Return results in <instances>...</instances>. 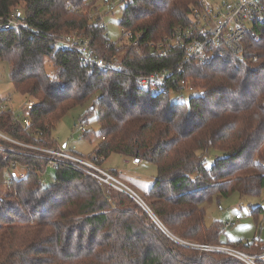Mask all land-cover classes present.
I'll return each mask as SVG.
<instances>
[{
	"label": "trees",
	"instance_id": "obj_1",
	"mask_svg": "<svg viewBox=\"0 0 264 264\" xmlns=\"http://www.w3.org/2000/svg\"><path fill=\"white\" fill-rule=\"evenodd\" d=\"M98 2L0 0V18L24 24L0 32V61L10 65L16 92L36 103L19 117L0 101V174L27 171L10 176V187L0 192V264H246L180 242L262 252L261 239L224 244L225 223L208 226L204 205L264 193V24L253 25L241 55L220 46L198 63L179 47L158 56L150 45L192 23L202 0H122L118 43L109 40L99 15L91 18ZM73 32L105 60L124 51L120 70L101 72L58 50L55 40ZM163 70L174 72L164 84L140 83ZM87 102L92 108L83 116L82 138L91 140L87 128L95 114L101 142L90 156L71 153L100 168L114 154L156 164L158 177L144 198L149 212L84 172L68 164L54 169L41 157V149H58L54 131L62 119ZM252 214L260 220L264 208Z\"/></svg>",
	"mask_w": 264,
	"mask_h": 264
},
{
	"label": "built area",
	"instance_id": "obj_2",
	"mask_svg": "<svg viewBox=\"0 0 264 264\" xmlns=\"http://www.w3.org/2000/svg\"><path fill=\"white\" fill-rule=\"evenodd\" d=\"M208 1L202 0V9L193 12L192 23L187 26L180 25L172 36L158 43H152L150 47L153 53L158 56H167L175 47H179L185 51L188 60L193 59L198 63L212 59L215 56L216 48L220 46H225L233 55H241L244 51V38L253 25L264 24V0H217L212 5ZM247 21L252 23L251 28L247 25ZM22 27L24 24L15 18H0V32L19 30ZM54 45L58 50L76 53L84 65L101 72L120 70L122 57L125 55L120 53L111 60L100 58L93 51L90 40L77 32L55 40ZM173 75V71L163 70L143 75L139 77V81L143 86H160L170 80ZM183 99L184 97L181 96L179 100ZM28 105L32 108L36 107L35 102H30ZM4 108V106H0V111L2 112ZM23 123L26 130L30 129L31 122L28 119H25ZM80 130L83 132L84 128L81 127ZM40 151L44 154L41 157L48 159L54 169L60 164H68L91 176L99 183L129 195L140 206L144 204L141 198L121 184L111 172L98 167L92 160L72 154L67 147H58L56 150L41 149ZM10 182V178H7L6 183L10 185ZM235 219L241 220L242 216L237 215ZM225 226L230 228L233 224L228 223ZM180 244L201 251L226 253L246 264H264V240L260 243L262 252L256 255H250L228 246L200 245L189 242H180Z\"/></svg>",
	"mask_w": 264,
	"mask_h": 264
},
{
	"label": "rangeland",
	"instance_id": "obj_3",
	"mask_svg": "<svg viewBox=\"0 0 264 264\" xmlns=\"http://www.w3.org/2000/svg\"><path fill=\"white\" fill-rule=\"evenodd\" d=\"M217 0H209V4H214ZM108 5L113 9L108 11ZM126 3L122 0H99L96 3L95 10L91 12V18L94 14L99 15L102 23L107 28L109 40L112 43H118L123 39V30L119 22L122 20ZM247 25L251 28L252 23L247 21ZM125 42H128L126 39ZM124 53L125 52H121ZM46 70L50 76H54L55 69L52 62L48 59L46 61ZM190 93H187V98ZM96 97H99L97 94ZM12 111L14 115L23 117L25 115V107L31 101L25 95L16 92L12 83L10 65L5 61H0V101ZM92 108V102H87L82 106L70 111L64 119L58 124L54 131V138L59 144V147L64 148L67 145L68 150H74L77 154L82 156H90L94 153L97 145L101 142L99 133L101 132V125L97 122V116L90 115L88 130L91 131L92 138H82L80 128L83 126V116ZM217 154L212 152L209 154L207 166H211ZM47 174L43 177L44 184H49L52 175V167H49ZM102 169L111 172V174L120 181L121 184L132 190L139 198L145 201V194L153 186L158 177V168L156 164L147 161H135L134 159L125 158L120 155L110 156L103 164ZM117 172L118 174H113ZM27 171L23 167H17L15 170L4 171L0 174V192L4 193L10 187L6 183L7 178L15 175L23 178ZM11 184V182H10ZM133 199V198H132ZM135 201V200H134ZM143 204V206H144ZM145 204V206H146ZM148 205V204H147ZM144 206V207H145ZM147 207V206H146ZM206 209V223L208 226L215 221H221L225 224L232 223L233 226L225 228L222 235V242L226 245L228 243L236 244L240 241L252 242L255 239L264 240V214L257 220L256 216L252 214L257 207L264 208V193L263 196L258 197H242L239 194H234L229 198L223 199L220 205L217 202L204 205ZM145 209V208H144ZM237 215L242 216V220L235 219ZM262 221V223H261Z\"/></svg>",
	"mask_w": 264,
	"mask_h": 264
},
{
	"label": "water",
	"instance_id": "obj_4",
	"mask_svg": "<svg viewBox=\"0 0 264 264\" xmlns=\"http://www.w3.org/2000/svg\"><path fill=\"white\" fill-rule=\"evenodd\" d=\"M64 147H66V145L64 146ZM139 204V203H138ZM140 205V204H139ZM143 208H145V210L147 211V212H149V210L147 209V207H144L143 205H141Z\"/></svg>",
	"mask_w": 264,
	"mask_h": 264
},
{
	"label": "clouds",
	"instance_id": "obj_5",
	"mask_svg": "<svg viewBox=\"0 0 264 264\" xmlns=\"http://www.w3.org/2000/svg\"><path fill=\"white\" fill-rule=\"evenodd\" d=\"M66 147H67V145H66Z\"/></svg>",
	"mask_w": 264,
	"mask_h": 264
},
{
	"label": "crops",
	"instance_id": "obj_6",
	"mask_svg": "<svg viewBox=\"0 0 264 264\" xmlns=\"http://www.w3.org/2000/svg\"><path fill=\"white\" fill-rule=\"evenodd\" d=\"M242 219H243V218H242ZM242 219H241V220H242Z\"/></svg>",
	"mask_w": 264,
	"mask_h": 264
}]
</instances>
